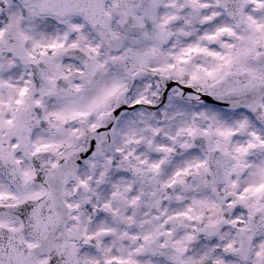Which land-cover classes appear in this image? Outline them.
Masks as SVG:
<instances>
[{"label":"snow or ice","instance_id":"1","mask_svg":"<svg viewBox=\"0 0 264 264\" xmlns=\"http://www.w3.org/2000/svg\"><path fill=\"white\" fill-rule=\"evenodd\" d=\"M0 264H264V0H0Z\"/></svg>","mask_w":264,"mask_h":264}]
</instances>
